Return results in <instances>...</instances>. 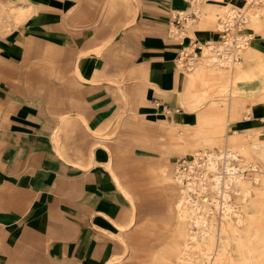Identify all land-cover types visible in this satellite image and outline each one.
<instances>
[{"label":"crops","instance_id":"0c3cea01","mask_svg":"<svg viewBox=\"0 0 264 264\" xmlns=\"http://www.w3.org/2000/svg\"><path fill=\"white\" fill-rule=\"evenodd\" d=\"M191 3L2 0L23 7L25 22L0 35V264H133L142 147L108 132L134 112L180 132L223 90L218 77L209 78L215 90L191 82L182 60L218 31L172 34ZM241 32L252 52L230 63L241 105L229 125L264 141V13Z\"/></svg>","mask_w":264,"mask_h":264},{"label":"bare ground","instance_id":"6f19581e","mask_svg":"<svg viewBox=\"0 0 264 264\" xmlns=\"http://www.w3.org/2000/svg\"><path fill=\"white\" fill-rule=\"evenodd\" d=\"M212 1L223 0H191L190 8L181 11V17L185 20L184 29L174 26L172 34L182 37L193 32L194 27L202 26L219 29L222 37H225L223 32L235 28L237 23L241 26L244 21L254 27L261 23L264 13L261 3L264 0H226L224 4L216 6L211 4ZM6 9L14 18L11 23L18 25L25 14L23 7L1 6L0 18ZM191 12L200 19H194ZM236 38L238 40L234 41ZM236 38L230 35L223 39H209L201 44L202 54L191 60L190 64L188 76L191 82L200 78L202 84H208L212 77H218L222 80L223 90L232 91L226 106L214 103L200 117L199 123L211 125L214 132L224 131L226 111L233 117L240 113L241 96L236 88L230 89L232 72L227 59L231 56L228 50L243 52L246 48L249 55L252 49L243 43L247 39L245 34L238 32ZM211 49H216V52L212 53ZM199 96L204 97L206 93ZM169 135L180 144L190 137L187 128L180 132L171 131ZM245 138L253 142L235 143ZM203 139L211 141L214 137L206 135ZM223 142V138L218 137L216 144L219 150L205 151L204 155L194 150L196 158L184 160L182 165L175 167V175H170L180 185L179 195L173 201L176 220L170 229L176 245L169 249L172 253L169 262L162 260L163 255H153L154 260H160L159 264H264V141L259 140L255 132L249 131L246 134H227L225 145ZM243 161L246 164L242 165ZM220 162L223 164L221 169ZM246 167L253 171L252 177L248 178L244 173ZM209 188L211 192L207 193ZM191 190L198 192L203 199L193 198ZM235 197L239 198L238 202L234 201ZM210 203L215 207L212 208ZM146 224L155 226L156 223L154 219H148ZM233 240L237 243V257L232 254L230 246Z\"/></svg>","mask_w":264,"mask_h":264},{"label":"rangeland","instance_id":"374dc122","mask_svg":"<svg viewBox=\"0 0 264 264\" xmlns=\"http://www.w3.org/2000/svg\"><path fill=\"white\" fill-rule=\"evenodd\" d=\"M1 6H3L2 0H0V7ZM10 15L9 9L2 12V17L0 18V34L3 33L2 35L18 26L17 24L15 25L11 23L14 18ZM180 16L183 15L180 13ZM182 21L183 20L177 22L179 23V26L183 25ZM24 22L25 19H22L18 24ZM171 26L173 29L174 24L171 23ZM214 29L218 31L219 37L223 39L219 29ZM202 49L203 48H200L199 54H202ZM242 53L243 52H241V54ZM178 66L180 67V65ZM190 71L191 70H188L187 72ZM199 79L200 78L197 80ZM219 80L220 82L222 81L221 78ZM205 86H208V84L203 85V87ZM208 87L211 88L210 90H215L216 88L215 85ZM228 98V91L221 90L218 93L216 92L207 107H210V105L214 103L224 104V106H226ZM235 119L236 117H233L232 115L229 117L226 111V125L222 132H214V128L212 129L211 125L206 124L203 126L198 120L196 126L186 127L189 129L190 137L189 140L185 141L186 143L184 142L183 144L175 142L172 136L169 135V132L173 128L159 127L153 123L151 125L146 116L138 115L137 112H134V115L131 117L125 118L124 116H119L112 122V129L108 132L109 137L114 139V137L116 138L120 136L123 137L124 141H128L129 146L142 147L139 152L142 154L138 159H134L133 161V166L136 171L135 177L138 179L136 182L138 184L137 187L143 195L140 200H142L143 203L140 204L141 210L139 212L138 220L132 229L128 250L126 251V255L131 263L159 264L160 260H154V254H160V256L163 255L161 257L162 260L169 262V257H172V253L169 249L176 245L175 239L173 240L170 233L171 226L176 220L175 211L173 210V201L178 197L180 191V185L175 183V180L172 179L170 175H175V167L177 165H182L184 160L188 161L196 158L194 154L195 151H198L202 155L205 151L219 150L216 144L218 137L223 138L224 142L222 144L225 145L226 135L235 132L232 125H229V123ZM120 125H122V127L118 129ZM116 127L117 130H122V132L118 131V133H116ZM176 131L178 132V130ZM206 135H212L214 139L211 141L203 139ZM250 140L253 142L252 139L245 138L243 140H237L235 143L251 142ZM200 154L198 156L201 157ZM256 160L257 159L254 161ZM241 164H246V161H243ZM222 167L223 164L220 162L219 168L221 169ZM243 171L248 178L252 177L254 174L248 167L244 168ZM185 181L188 182L187 179H185ZM210 192L211 189L209 188L207 193ZM191 193L193 198L199 200L203 199L195 190H191ZM205 199H207V196ZM234 201L238 202L239 198L235 197ZM210 205L212 208L215 207L213 203H210ZM148 218L154 219L156 223L155 226H143ZM165 221H168V223L157 225L164 223ZM230 246L232 248V254L237 257L238 250L236 241H231Z\"/></svg>","mask_w":264,"mask_h":264},{"label":"built area","instance_id":"2783aa9c","mask_svg":"<svg viewBox=\"0 0 264 264\" xmlns=\"http://www.w3.org/2000/svg\"><path fill=\"white\" fill-rule=\"evenodd\" d=\"M243 24H244V21L242 22L241 26L238 25V23H237L236 26H235V28L225 30V31H224V35H225V37L232 35L234 38H236L237 33H238V32H241V31L243 30ZM225 37L223 36V38H225ZM246 38H247V37H246ZM237 40H238V39L236 38L234 41H237ZM243 43H244V44H247V43H248V38L245 39V40H243ZM228 47H231V46L228 45ZM241 47H242V46H240V48H241ZM210 51H211L212 53H215V52H216V49H211ZM228 52H229V54L231 55L229 58H227V59L230 61V63H231L234 59H237L238 56H239V53H240L239 51L237 52V51H235V50H233V49L228 50ZM196 56H197V55H196ZM196 56H195V54H193V52L188 51V50L182 52V60L184 61V63H185L186 66H188V67H191V66H190V64H191V60H194V59L196 58Z\"/></svg>","mask_w":264,"mask_h":264}]
</instances>
